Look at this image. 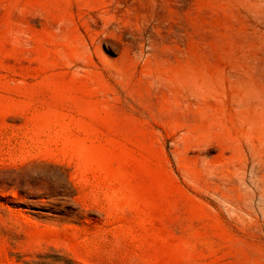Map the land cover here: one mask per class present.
I'll return each mask as SVG.
<instances>
[{
  "label": "rangeland",
  "instance_id": "rangeland-1",
  "mask_svg": "<svg viewBox=\"0 0 264 264\" xmlns=\"http://www.w3.org/2000/svg\"><path fill=\"white\" fill-rule=\"evenodd\" d=\"M0 264H264V0H0Z\"/></svg>",
  "mask_w": 264,
  "mask_h": 264
}]
</instances>
